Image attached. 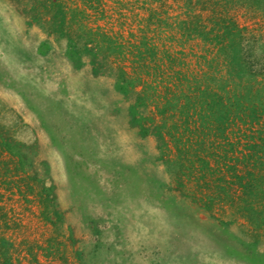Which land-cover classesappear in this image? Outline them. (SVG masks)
Listing matches in <instances>:
<instances>
[{
	"label": "rangeland",
	"instance_id": "obj_1",
	"mask_svg": "<svg viewBox=\"0 0 264 264\" xmlns=\"http://www.w3.org/2000/svg\"><path fill=\"white\" fill-rule=\"evenodd\" d=\"M204 5L0 0L11 264H264V0Z\"/></svg>",
	"mask_w": 264,
	"mask_h": 264
},
{
	"label": "trees",
	"instance_id": "obj_2",
	"mask_svg": "<svg viewBox=\"0 0 264 264\" xmlns=\"http://www.w3.org/2000/svg\"><path fill=\"white\" fill-rule=\"evenodd\" d=\"M205 1H210V0H186V5L188 7L187 12H186L187 17L186 18L184 17L180 21V23H182V24H179V26H181L184 30H187L189 32L200 33L205 38H208L212 34V32L215 31V29L214 28L211 29L210 27L207 28V24H205L203 22V20L205 19L204 18L205 15L200 13V12H195L196 11L195 9H198V8L199 9H206V7L204 5ZM213 4H215V2H213ZM215 7H216V5H214V11L215 12L213 13V16L209 17V18L214 22L216 27L217 26L219 27L218 30H221V29L227 30V28L229 26H224L225 24L223 25V22L226 20L224 18L223 13L218 12V10ZM2 240L5 243L4 238ZM0 247L3 248V249L2 248L1 249H2V251H4V254H5L4 260L0 264H5L6 262H7V264L8 263L11 264V262H9V260H8L9 258H7L8 256L6 255V252L9 251V249H7V247H4L3 243L1 244Z\"/></svg>",
	"mask_w": 264,
	"mask_h": 264
}]
</instances>
